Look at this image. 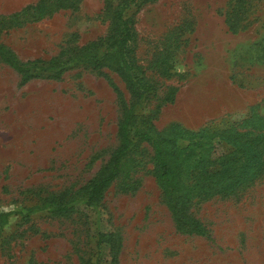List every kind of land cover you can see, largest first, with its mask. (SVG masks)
I'll return each instance as SVG.
<instances>
[{
  "label": "rangeland",
  "instance_id": "374dc122",
  "mask_svg": "<svg viewBox=\"0 0 264 264\" xmlns=\"http://www.w3.org/2000/svg\"><path fill=\"white\" fill-rule=\"evenodd\" d=\"M38 1L0 0V43L23 61L50 59L108 32L105 0H79L76 9L40 18L33 10L13 15ZM125 16L140 75L154 86L140 111L146 125L162 133L174 125L221 130L264 115V0H142ZM46 74L21 83L0 58V211L13 212L0 231V264H264V170L234 192L209 189L203 172L223 164L231 180L244 160L217 136L174 144L176 175L196 189L188 211L209 236L176 230L146 142L124 158L97 206L79 201L119 146L122 105L132 98L108 67ZM51 201L74 203L59 215ZM98 233L105 235L99 245Z\"/></svg>",
  "mask_w": 264,
  "mask_h": 264
},
{
  "label": "trees",
  "instance_id": "16d2710c",
  "mask_svg": "<svg viewBox=\"0 0 264 264\" xmlns=\"http://www.w3.org/2000/svg\"><path fill=\"white\" fill-rule=\"evenodd\" d=\"M142 0H122L115 6L105 0L104 10L110 15L108 32L103 37H97L83 45H73L62 50L58 55L47 59H19L17 55L6 45L0 43V58L21 74V83L31 78L40 76L58 78L64 71L78 66H86L100 70L108 67L117 71L129 91L132 102L122 105V115L118 124L117 133L120 144L111 154L106 165L83 186L79 196L81 202L90 206H97L103 197V193L111 182L122 172L124 158L132 152L138 142H146L152 148L154 162L153 174L161 188L163 201L171 212L175 228L184 234L209 236L207 226L189 211V204L196 196V189L189 188L178 179L173 164L179 159L180 153L176 148L177 139L205 138L217 136L232 144L240 153L239 159H244L234 179L228 175L230 167L219 164L214 170H206L202 173L203 179L210 184L209 189L219 186L216 192L228 194L246 183L254 181L264 170V115L252 114L248 118L233 122L224 129H213L204 126L198 131H189L174 125L171 133H162L154 130L142 120L141 108L154 94V86L148 83L141 74V68L136 64L133 56V42L135 32L130 18L125 16L127 8L133 3ZM241 2L242 0H235ZM79 0H39L35 4L27 5L13 15L34 11L37 18L55 12L62 8L76 9ZM230 29L234 30L235 18L226 19ZM174 90L168 99L172 100ZM144 123L145 127L139 124ZM216 128V127H212ZM261 130L262 133L260 132ZM74 203V202H73ZM73 203H56L51 209L54 213L63 215L68 213ZM42 205H33L26 209H17V213L27 215L28 212L45 208ZM13 212L0 211V231L8 223ZM105 235L98 233L97 245L104 240ZM108 264H117L113 258Z\"/></svg>",
  "mask_w": 264,
  "mask_h": 264
}]
</instances>
